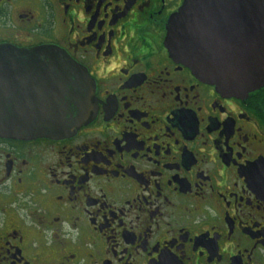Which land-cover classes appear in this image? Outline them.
<instances>
[{
    "label": "flooded vegetation",
    "instance_id": "1",
    "mask_svg": "<svg viewBox=\"0 0 264 264\" xmlns=\"http://www.w3.org/2000/svg\"><path fill=\"white\" fill-rule=\"evenodd\" d=\"M182 1L0 0L6 97L29 93L18 51L55 46L92 105L58 138L0 137V264H264V86L227 95L172 55ZM235 8L197 38L238 39Z\"/></svg>",
    "mask_w": 264,
    "mask_h": 264
},
{
    "label": "water",
    "instance_id": "2",
    "mask_svg": "<svg viewBox=\"0 0 264 264\" xmlns=\"http://www.w3.org/2000/svg\"><path fill=\"white\" fill-rule=\"evenodd\" d=\"M232 1L183 0L169 19L166 41L172 55L185 61L204 81L222 93L239 96L264 86V0H239V5L228 7ZM234 7L239 11L235 8L230 16L238 15L243 21L235 29L238 39L226 40V46L213 49L197 38V16ZM13 50L0 45V137L58 138L88 118L92 109L88 91L78 90L88 87L86 72L55 46L18 51L20 59H26L27 78L23 74L21 84L29 87V93L11 102L4 91L11 82L6 70L7 62L15 60ZM70 79H75L72 87L76 92H70ZM18 107L22 108L16 110Z\"/></svg>",
    "mask_w": 264,
    "mask_h": 264
}]
</instances>
